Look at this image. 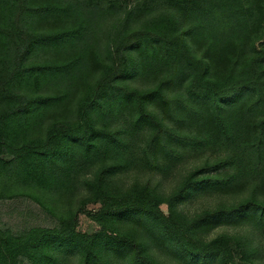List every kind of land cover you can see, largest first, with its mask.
<instances>
[{
	"label": "trees",
	"instance_id": "1",
	"mask_svg": "<svg viewBox=\"0 0 264 264\" xmlns=\"http://www.w3.org/2000/svg\"><path fill=\"white\" fill-rule=\"evenodd\" d=\"M17 199L0 264H264V0H0Z\"/></svg>",
	"mask_w": 264,
	"mask_h": 264
},
{
	"label": "rangeland",
	"instance_id": "2",
	"mask_svg": "<svg viewBox=\"0 0 264 264\" xmlns=\"http://www.w3.org/2000/svg\"><path fill=\"white\" fill-rule=\"evenodd\" d=\"M165 186L168 190V184ZM202 205V198H198L191 204V207L194 209ZM92 210L94 208L89 206L86 208V213ZM86 213L79 217V230L83 233H90L96 230V226L90 221ZM52 222V217L34 202L22 199L0 202V227L8 228L14 233L34 226L49 227Z\"/></svg>",
	"mask_w": 264,
	"mask_h": 264
}]
</instances>
